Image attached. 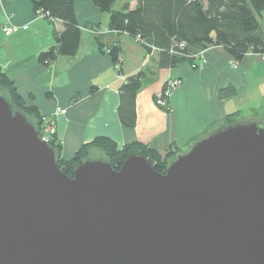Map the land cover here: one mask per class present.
Returning <instances> with one entry per match:
<instances>
[{
    "label": "water",
    "instance_id": "obj_1",
    "mask_svg": "<svg viewBox=\"0 0 264 264\" xmlns=\"http://www.w3.org/2000/svg\"><path fill=\"white\" fill-rule=\"evenodd\" d=\"M0 264H264V123L221 125L163 174L101 155L68 177L0 90Z\"/></svg>",
    "mask_w": 264,
    "mask_h": 264
},
{
    "label": "crops",
    "instance_id": "obj_2",
    "mask_svg": "<svg viewBox=\"0 0 264 264\" xmlns=\"http://www.w3.org/2000/svg\"><path fill=\"white\" fill-rule=\"evenodd\" d=\"M74 5L80 29L75 55L58 56L44 66L38 54L54 45L63 24L34 14L30 0H0V30L27 27L10 36L0 34V70L26 107L54 120L62 159L70 160L96 138H107L118 148L141 144L171 160L220 127L227 116L238 121L264 118L261 55L248 53L234 63L223 48L208 47L194 60L199 67H169L134 37L111 31L110 14L100 12L91 0H74ZM124 6L133 10L136 0H121L112 11ZM113 46L119 47V68L109 55ZM137 73L142 78L130 109L120 88ZM171 80L178 85L169 108L162 109L154 96ZM122 105L131 127L120 121ZM58 108L65 114L56 113ZM90 154L104 156L98 149Z\"/></svg>",
    "mask_w": 264,
    "mask_h": 264
},
{
    "label": "trees",
    "instance_id": "obj_3",
    "mask_svg": "<svg viewBox=\"0 0 264 264\" xmlns=\"http://www.w3.org/2000/svg\"><path fill=\"white\" fill-rule=\"evenodd\" d=\"M115 0H91L102 13L110 14L109 29L126 33L148 52L159 54L163 65L176 67L189 64L196 68L194 60L208 47H221L234 63H240L248 53L264 55V0H136V6L128 11H112ZM33 13L48 20L63 24V31L56 37L53 46L38 54L40 64L48 66L58 56L75 55L80 29L76 21L74 0H30ZM119 47L109 50L112 62L118 66ZM142 75L128 77L120 91L125 106L132 108L133 98L140 88ZM0 90L6 92L10 104L24 113L37 131L42 117L33 107H26L13 84L0 70ZM124 105L120 110V121L126 127L132 124L123 118ZM128 111V110H127ZM131 112V111H129ZM128 112V113H129ZM235 116H227L223 125L235 123ZM49 142L57 156V166L68 177L72 176L74 164L89 156L92 149H98L108 159L113 169L118 170L129 155H141L157 173L163 174L168 156L161 157L155 151L141 144H129L122 148L107 138H96L83 145L70 160L61 158V146Z\"/></svg>",
    "mask_w": 264,
    "mask_h": 264
},
{
    "label": "built area",
    "instance_id": "obj_4",
    "mask_svg": "<svg viewBox=\"0 0 264 264\" xmlns=\"http://www.w3.org/2000/svg\"><path fill=\"white\" fill-rule=\"evenodd\" d=\"M43 17V15H41ZM27 27L26 26H22V27H17V26H6L4 28H1V34L3 36H10L14 33H17L19 30H26ZM136 40L138 41V39L136 38ZM261 60L264 63V55H261ZM117 68H119V66L116 65ZM178 82L176 80H172V81H168L164 87L163 90H161L160 92H158L155 96H154V100H155V104L157 106H159L160 108H168V102L169 99L172 95V92L174 91V89L177 87ZM56 113L59 114H65V110L58 108L56 110ZM48 121V122H47ZM51 120H45L44 117L41 119V124L39 127V135L41 137L42 140H44L45 142H51L53 136L55 135V129L53 127L52 122H50Z\"/></svg>",
    "mask_w": 264,
    "mask_h": 264
},
{
    "label": "rangeland",
    "instance_id": "obj_5",
    "mask_svg": "<svg viewBox=\"0 0 264 264\" xmlns=\"http://www.w3.org/2000/svg\"><path fill=\"white\" fill-rule=\"evenodd\" d=\"M121 0H115L114 1V4L112 5V8H114V7H116L118 4H119V2H120ZM203 1H205V0H203ZM0 34H1V30H0ZM2 35V34H1ZM199 64H203V62L201 61V62H199ZM200 65H196V67H199ZM172 81V80H171ZM165 87V86H164ZM164 89V88H163ZM162 89V90H163ZM3 94H4V96L6 97V92L5 91H3ZM168 108H169V104H168ZM168 108H162V109H168ZM44 119L45 120H51L50 122H52V124H53V127H54V129H55V135H54V137H55V141L56 142H58L59 143V140L57 139V136H56V126H55V122H54V120L53 119H48V118H45L44 117ZM258 121H260V122H262V123H264V118H259V120ZM48 122V121H47ZM53 141V140H52ZM91 152V151H90ZM89 156H92L90 153H89ZM174 158V157H173ZM169 161V160H168Z\"/></svg>",
    "mask_w": 264,
    "mask_h": 264
}]
</instances>
